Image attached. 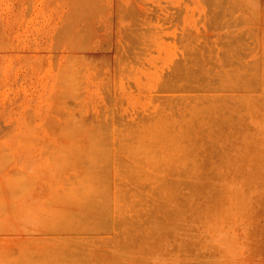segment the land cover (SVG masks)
<instances>
[{
  "label": "rangeland",
  "instance_id": "1",
  "mask_svg": "<svg viewBox=\"0 0 264 264\" xmlns=\"http://www.w3.org/2000/svg\"><path fill=\"white\" fill-rule=\"evenodd\" d=\"M0 264H264V0H0Z\"/></svg>",
  "mask_w": 264,
  "mask_h": 264
}]
</instances>
